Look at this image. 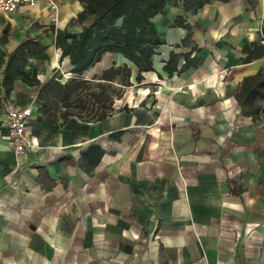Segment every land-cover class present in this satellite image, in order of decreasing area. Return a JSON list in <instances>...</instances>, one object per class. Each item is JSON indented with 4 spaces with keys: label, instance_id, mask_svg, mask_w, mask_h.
Masks as SVG:
<instances>
[{
    "label": "crops",
    "instance_id": "1",
    "mask_svg": "<svg viewBox=\"0 0 264 264\" xmlns=\"http://www.w3.org/2000/svg\"><path fill=\"white\" fill-rule=\"evenodd\" d=\"M47 1L0 16V264H264V125L234 98L264 68V56L242 61L244 46L264 45V0H165L150 20L152 70L107 52L80 76L55 31H80L84 0ZM26 42L33 52L22 54ZM22 57L19 70L40 84L54 74L91 90L100 82L111 100L35 110L37 87L2 86L7 60ZM123 66L127 82L99 81ZM8 104L36 117L22 155L6 146Z\"/></svg>",
    "mask_w": 264,
    "mask_h": 264
},
{
    "label": "trees",
    "instance_id": "2",
    "mask_svg": "<svg viewBox=\"0 0 264 264\" xmlns=\"http://www.w3.org/2000/svg\"><path fill=\"white\" fill-rule=\"evenodd\" d=\"M86 9L73 20L81 26L77 33L66 30L55 31V45L61 50V58L67 57L72 66L70 72L80 76L89 67L97 63L104 53L121 54L132 62L139 71L152 70L151 57L154 48L160 45L156 30L151 23V18L160 13L165 5V0H84ZM202 2L199 3V6ZM176 24L181 25L180 20ZM181 42L182 46L190 44V29ZM264 36V31H263ZM31 43L26 42L18 47L22 54L32 53ZM246 55L243 63H249L264 56V45L249 44L242 48ZM188 56V55H187ZM186 56V58H187ZM24 57L18 59L15 65L7 60L3 70L2 86L5 92L12 88L13 81L20 79L23 83L38 88L37 101L43 112L48 109L56 110L61 107L66 111L71 103L85 109L92 105L99 110L104 107V102L111 100L107 95L108 87L98 82L91 90L88 82L79 79H69L61 84V77L54 74L47 82L40 84L34 74H25L19 70V65ZM178 54L170 53L164 68L168 74L173 73ZM194 61H185L178 72L188 67H194ZM176 71V70H175ZM123 73L128 80L130 71L126 66L111 68L103 71L99 81H111L116 75ZM239 114L248 117L254 125H264V68H260L255 75L245 77L234 95ZM67 115L63 112L62 116ZM103 112L98 117H104ZM264 197V193L260 195Z\"/></svg>",
    "mask_w": 264,
    "mask_h": 264
},
{
    "label": "built area",
    "instance_id": "3",
    "mask_svg": "<svg viewBox=\"0 0 264 264\" xmlns=\"http://www.w3.org/2000/svg\"><path fill=\"white\" fill-rule=\"evenodd\" d=\"M40 0H0V16L10 14L21 6L34 7ZM51 9L55 5L47 1ZM35 110L40 108V102L33 105ZM3 120L6 128V146L16 155H22L31 150L33 144L29 138L27 127L36 119L31 107H19L8 104L3 109Z\"/></svg>",
    "mask_w": 264,
    "mask_h": 264
}]
</instances>
